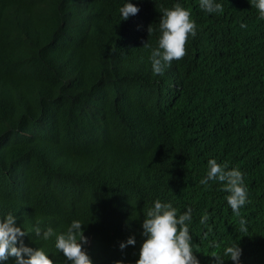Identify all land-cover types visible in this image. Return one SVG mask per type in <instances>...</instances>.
Returning a JSON list of instances; mask_svg holds the SVG:
<instances>
[{
    "label": "trees",
    "instance_id": "trees-1",
    "mask_svg": "<svg viewBox=\"0 0 264 264\" xmlns=\"http://www.w3.org/2000/svg\"><path fill=\"white\" fill-rule=\"evenodd\" d=\"M126 2L140 11L122 20ZM215 2L0 0V220L17 217L26 247L70 264L35 228L78 220L92 264H136L159 200L191 209L199 264H234L236 245L239 264H264V18L255 0ZM177 3L196 36L157 75L159 21ZM210 159L242 172L239 216L222 183L201 184Z\"/></svg>",
    "mask_w": 264,
    "mask_h": 264
},
{
    "label": "clouds",
    "instance_id": "clouds-1",
    "mask_svg": "<svg viewBox=\"0 0 264 264\" xmlns=\"http://www.w3.org/2000/svg\"><path fill=\"white\" fill-rule=\"evenodd\" d=\"M255 6L261 18H264V0H255ZM200 7L208 13L223 11V6L215 0H200ZM119 11L122 20H127L129 16H135L140 10L131 2H126ZM159 28L161 35L158 47L152 49L150 59L154 74L163 75L166 66L187 54L189 37L196 36L197 25L192 20L190 11L177 3L173 8L163 10ZM150 31L149 27L148 32ZM144 47L150 48L151 45L146 42ZM208 168L207 176L201 180V184L207 185L209 181L222 183L223 190L229 193L226 197L228 205L233 213L239 216L240 209L249 202L242 172L236 168L227 170L226 164H218L215 159L208 161ZM190 219L191 209L178 216L171 204L155 201L154 208L148 211L147 218L142 224V235L145 239L136 264H199V260L193 253L192 238L186 224ZM16 220L17 217L12 213L0 220V262L14 257L16 264H54L53 259H50L42 248L32 249L23 244L21 238L26 233L16 226ZM240 224L241 231H246L244 227L246 221L241 219ZM82 226V222L74 220L65 233L56 234L51 227L42 233L41 229L36 227L35 234L38 237L42 235L44 240L55 235L56 249L70 264H92L83 248L87 238L82 232ZM135 243V238L130 237L126 244H120V248L123 250L126 246L135 245ZM226 254L230 256L234 264H239L241 249L237 245L227 248ZM117 264L122 262L118 261ZM217 264H221L219 258H217Z\"/></svg>",
    "mask_w": 264,
    "mask_h": 264
}]
</instances>
